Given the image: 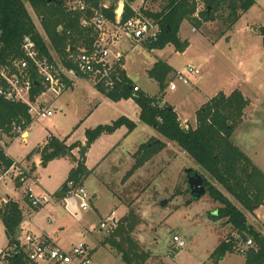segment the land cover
I'll return each instance as SVG.
<instances>
[{
	"label": "rangeland",
	"instance_id": "374dc122",
	"mask_svg": "<svg viewBox=\"0 0 264 264\" xmlns=\"http://www.w3.org/2000/svg\"><path fill=\"white\" fill-rule=\"evenodd\" d=\"M119 3L123 1L117 2L115 13ZM64 4L71 7L74 0H64ZM163 5V0H156L152 9L159 11ZM28 12L37 31L44 36L39 19L31 9ZM227 13L222 8L215 14L214 21L203 22L200 27H195V31H192L194 25L191 22L183 21L178 33L180 40L187 42L183 53L177 52L173 45L150 50L146 42L136 43L125 37L113 44V49L123 56L121 64L132 86H138L140 92L157 98L162 105H171L179 119L191 127L196 125V112L210 99L218 94L229 95L235 90L241 92L248 106L231 141L253 165L264 171V42L260 34L264 28V0H256L232 26L226 18ZM107 31L111 35L114 28H107ZM158 61L166 63L173 71H182L189 65L197 68L199 74L188 75L187 85L176 83L174 91L168 86L160 90L148 76V71ZM172 75H168L166 85L173 81ZM105 86L103 83L95 88ZM40 101L53 112L52 117L33 121L27 129V142L22 143L18 138L25 137V132L21 131L6 150V155L21 162L19 166L32 179L36 175L37 181L28 180V184L17 189L14 182L3 176L0 178V198L7 196L20 200L28 187L36 196L52 195L65 182L71 168L68 161L37 165L36 171L33 163L24 161L25 156L48 136L53 135L70 145L81 143L87 129L110 125L118 117L124 116L136 123L132 99L113 102L85 81H77L72 90L56 99L46 93ZM136 124V129L128 136L126 128L121 127L94 140L86 152L85 166L94 170L83 180L84 189L92 197L90 209L80 210L79 217L73 219L59 202L45 205L38 219L34 220L31 233L40 236L43 228L51 237L56 235L59 246L64 249L85 243L93 250L94 264H124L115 251L102 244L105 233L99 232L98 226L111 212L119 219L133 211L140 221L132 238L149 253L146 264H245L247 252L255 251L256 246L242 253L245 246L238 240L236 232L223 220L213 218L218 206L208 193L198 200H190L187 170L214 183L175 143H166L162 151L131 172L135 161L125 164L126 158L137 145L152 135L155 137L151 139L165 141L149 126ZM5 140L9 141L8 138ZM33 167L34 171H31ZM214 186L220 189L216 184ZM163 201L165 204L161 206ZM246 216L248 224L264 236V206L252 213L246 212ZM174 236L184 242L183 248L175 249ZM222 242L231 245V252L216 260L212 254ZM7 244L0 220V249L10 248Z\"/></svg>",
	"mask_w": 264,
	"mask_h": 264
},
{
	"label": "trees",
	"instance_id": "16d2710c",
	"mask_svg": "<svg viewBox=\"0 0 264 264\" xmlns=\"http://www.w3.org/2000/svg\"><path fill=\"white\" fill-rule=\"evenodd\" d=\"M60 4L48 3L47 0H0V65L11 56L20 57V46L25 37H29L42 55L51 57L50 50L59 61L68 66L66 58L69 53L78 48H88L93 42L91 32L80 25L82 18H92L93 10H101L104 17L111 23L115 21V7L120 0H81L86 10L79 12L69 9L64 0ZM124 4L121 23L134 16L131 6L136 0H121ZM153 3L156 0H144ZM205 5L200 20L193 17L195 11L194 0H163L164 5L159 11L150 12L139 7V13L151 22H155L160 34L155 41L146 42L150 50H162L167 45H173L177 52L183 53L187 47L186 41L179 38V29L183 21H189L197 28L203 22L214 21L215 14L225 8L229 25L232 26L241 14L249 10L256 0H199ZM103 5H107L103 9ZM39 19L44 36L36 29L28 12ZM264 42V28L260 33ZM48 43V44H47ZM169 65L158 61L148 71L163 90L168 75L173 73ZM114 84L109 89L98 88L105 97L113 102L132 99L139 109V121L152 128L165 141L151 139L138 147L133 155L135 164L131 172L143 166L151 157L165 148L166 143H175L178 148L188 155L192 161L206 172L214 184L202 177L206 193L218 206L216 220H223L236 232L241 243L242 235L251 239L256 250H250L245 256V264H264V236L256 232L247 222L246 212L252 213L262 205L264 200V171H261L243 154L231 141L235 129L242 123L248 101L241 92L235 90L229 95L218 94L202 105L196 112L195 128L187 130L181 127L177 114L168 105L160 106L159 100L143 92H133L130 80L117 67L113 74ZM42 89L33 84L31 97L38 96ZM31 123L27 107L20 103L7 102L0 98V129L15 137L16 130L25 131ZM125 127L128 133L136 128V124L125 117H120L110 125L98 126L85 132L86 141L90 144L102 135L112 134L117 129ZM15 129V130H14ZM14 131V132H13ZM156 141H158L156 143ZM78 144L65 145L64 141L54 136H48L42 146L35 147L27 156L30 160L34 156L40 157V165L45 166L50 161L68 158L76 163L69 171L68 177L54 196L61 200L69 192V183L73 186H83V180L92 173L84 166L83 159L75 160L72 151ZM14 164L7 158L0 147V173ZM34 171V167L31 169ZM129 172V173H131ZM20 187L19 184H15ZM235 200L236 204L231 200ZM26 201V199L24 198ZM191 201L195 200L193 197ZM238 204V205H237ZM242 208H240V207ZM0 220L5 231L11 237L9 246L18 245L14 239L17 227L22 222V209L19 205L8 200L0 208ZM139 218L133 211L120 217L116 227L105 236L102 244L115 251L124 264H146L150 255L145 252L132 238V233ZM231 252V245L222 242L213 252L212 257L220 260L226 253ZM2 264V263H0ZM5 264H26L22 253L12 255Z\"/></svg>",
	"mask_w": 264,
	"mask_h": 264
},
{
	"label": "built area",
	"instance_id": "2783aa9c",
	"mask_svg": "<svg viewBox=\"0 0 264 264\" xmlns=\"http://www.w3.org/2000/svg\"><path fill=\"white\" fill-rule=\"evenodd\" d=\"M143 1L139 0L141 4ZM194 2L193 17L200 20L205 5L199 0ZM102 8L106 9L107 5H103ZM69 9L84 12L86 6L81 0H74L73 6ZM131 9L134 16L123 23L118 17H115L114 23L109 22L101 10H93L92 18H82L80 25L83 29L90 30L93 42L88 48L69 53L66 58L68 66H64L58 59L42 55L35 43L29 37H25L20 46L21 56H11L0 65V98L7 102L25 105L33 122L48 119L53 115V112L40 101V97L46 93L52 94L56 99L63 92L71 89L77 80H85L93 87L106 83L104 88H111L114 84L113 74L116 68L123 71L121 64L123 56L118 51H114L113 44L122 37L136 43L155 41L160 34L159 26L141 16L139 8L131 6ZM107 28H114L111 35H108ZM192 31H195V28H192ZM198 74L199 70L189 65L182 71H174L173 81L168 84L169 90H176V83L187 85L188 75ZM33 84H37L42 89L35 97H31ZM138 91L139 88L134 86L133 92ZM181 127L185 130L189 128L187 123H182ZM16 132L21 133L19 129ZM5 135L6 133L0 129V147L3 152L5 150L2 139ZM3 176H7L14 184L20 186L35 182V179H32L30 174L15 162L9 169L0 173V178ZM68 187L69 192L61 200H58L54 194L36 196L28 187L23 193L27 203L26 214L31 215L45 205L59 202L71 218L77 219L80 210L90 209L91 197L83 186H73L69 183ZM6 202L7 199L0 198V208ZM261 206H264V200ZM117 220L114 212H111L104 221L100 222L99 232L108 235L116 227ZM25 224V220H22L19 225L23 234L18 239V245H13L7 250L0 249V263L5 264L8 258L19 252L25 256L26 264H94L93 250L87 244L79 243L71 245L68 250H63L48 235L35 236L25 231ZM173 241L176 250L184 247V242L179 237L174 236ZM243 245L245 246L241 250L243 254L247 249L254 247L251 239H245Z\"/></svg>",
	"mask_w": 264,
	"mask_h": 264
},
{
	"label": "crops",
	"instance_id": "0c3cea01",
	"mask_svg": "<svg viewBox=\"0 0 264 264\" xmlns=\"http://www.w3.org/2000/svg\"><path fill=\"white\" fill-rule=\"evenodd\" d=\"M153 4H155V2H153L152 4L151 3H149V2H146V1H143V3L141 4L140 2H139V0H136L135 1V3H134V7H136V8H139V7H141V6H143V8L144 9H148L150 12H156L157 10H154V9H152V6H153ZM79 49H82V48H78V50ZM50 54H51V56H52V58H57L58 59V57L54 54V52L53 51H50ZM55 58V59H56ZM59 60V59H58ZM123 72H124V74H125V70L123 69ZM125 75H127V74H125ZM127 78H128V76H126ZM129 79V78H128ZM130 80V79H129ZM77 81H85V80H77ZM76 81V82H77ZM75 82V83H76ZM85 82H87V81H85ZM131 82V81H130ZM75 83H74V85H75ZM87 83H89V82H87ZM74 85H73V87H74ZM73 87L71 88V89H69V90H72L73 89ZM138 87V86H137ZM94 89L98 92V93H100L103 97H105L100 91H98L95 87H94ZM68 91V90H67ZM141 91V90H140ZM66 92V91H65ZM65 92H63V93H65ZM242 94V93H241ZM62 95V94H61ZM227 96V95H226ZM107 98V97H106ZM135 104V103H134ZM204 105V104H203ZM96 106H97V103H96V105L94 106V108H96ZM160 106H162V104L160 103ZM171 106V105H170ZM172 107V106H171ZM49 108V107H48ZM173 108V107H172ZM60 109H62V107H60ZM135 111H136V123H138V124H140L141 122L139 121V109H138V107H137V105L135 104ZM175 111V110H174ZM91 112H92V110H91ZM177 114V113H176ZM245 114H246V109H245ZM245 114H244V117H243V119L245 118ZM52 117V116H51ZM121 117H124V116H121ZM177 117H178V114H177ZM118 118H120V117H118ZM117 118V119H118ZM126 118V117H125ZM117 119H115V120H117ZM128 119V118H127ZM242 119V120H243ZM115 120H113L112 122H114ZM178 120L180 121V124H182V123H187V122H185V121H183V120H181V119H179V117H178ZM131 121V120H130ZM133 122V121H132ZM196 122V121H195ZM32 123V122H31ZM135 123V122H134ZM135 123V124H136ZM31 125V124H30ZM29 125V126H30ZM190 128H195V126L194 127H191L189 124H187ZM28 126V127H29ZM100 126H102V125H100ZM28 127H27V129H28ZM98 127V126H97ZM136 127H137V124H136ZM96 128V127H95ZM95 128H93V129H95ZM25 130L24 132H25V137H22L21 138V136L20 137H18V138H20V140H21V142L22 143H26L27 142V139H28V136H29V133H28V130ZM136 129V128H135ZM134 129V130H135ZM87 130H92V129H87ZM86 130V131H87ZM127 130V129H126ZM133 130V131H134ZM85 131V132H86ZM132 131V132H133ZM154 131V130H153ZM132 132H130V133H128V131H127V134H126V136H128L129 134H131ZM155 132V131H154ZM156 133V132H155ZM20 134V133H19ZM18 134V135H19ZM17 135V136H18ZM23 135V136H24ZM156 135H157V133H156ZM17 136H15V137H9L8 135H5L4 137H3V139H2V142H3V148H4V152H5V155H6V150L8 149V147H9V145H10V143H11V141H13L14 139H16L17 138ZM50 136H53V135H50ZM102 136H106V135H102ZM102 136H100V137H102ZM55 137V136H54ZM99 137V138H100ZM153 137H155V135H152L151 137H149L148 139H151V138H153ZM6 138H8L9 139V141H6L5 139ZM57 138V137H56ZM47 139V138H46ZM46 139L44 140V142L42 143V144H40V145H38V146H42V145H44L45 144V142H46ZM148 139H146L143 143H140L139 145H137L136 147H135V149L131 152V153H129V155H128V157L126 158V159H128V160H126L127 161V163H125V164H128V163H130V161H133L132 162V164L134 163V158H133V155L136 153V151H137V149H138V147L140 146V145H142V144H145L147 141H148ZM60 140V139H59ZM61 141H63V140H61ZM86 142V138H85V134H84V140L81 142V143H79V141L78 142H76V144H78V146L72 151V155H73V157L75 158V160H78V159H80L81 157H82V159L84 158V156H85V154H86V152L88 151V149L92 146V144H90L89 145V147L87 148V150L85 151V153H84V155L83 156H78V153H79V148L81 147V146H83L84 145V143ZM64 143H65V141H64ZM72 144H75V143H72ZM72 144H70V145H72ZM65 145H67V144H65ZM70 145H67V146H70ZM38 146H36V147H38ZM27 156V155H26ZM26 156H25V159H24V161H27L26 160ZM6 157L7 158H9L7 155H6ZM80 157V158H79ZM10 159V158H9ZM56 160H66V161H68L70 164H71V168H70V170L72 169V168H74L75 166H76V163H74V162H72L71 160H69L68 158H62V159H56ZM56 160H53V161H56ZM13 161V160H12ZM15 162V161H14ZM27 162H31V163H33L34 164V167H35V171H36V166L37 165H40V157L39 156H34L33 158H31L30 160H28ZM50 162H52V161H50ZM83 162H84V166H85V161L83 160ZM15 163H17V164H19V163H21V162H15ZM86 167V166H85ZM87 168V167H86ZM87 170H89V168H87ZM89 171H92V173L91 174H93L94 173V170H89ZM35 181H37V177H36V175H35ZM63 184V183H62ZM61 184V185H62ZM16 187V186H15ZM21 187V186H20ZM20 187H16L17 189H19ZM54 194V193H53ZM91 197V196H90ZM16 198V197H15ZM15 198H9V197H7L6 196V198L5 199H7V201L8 200H11V201H14V202H16L18 205H19V207L22 209V220H25V222H26V224H25V226H26V228H25V231H27V232H30L31 233V231H30V229H31V227L33 226V222H34V220L35 219H38V216L40 215V213L42 212V210H44V209H39V210H37L36 212H34L33 214H31V215H27L26 214V210H27V203H26V201L24 200V196H23V193H22V196H21V198H20V200H18L17 198L15 199ZM60 204V203H59ZM90 204L92 205V197H91V202H90ZM53 222H56L55 221V219L53 220ZM38 224V223H37ZM43 227V226H42ZM38 228H40V227H38ZM37 228V229H38ZM21 229V228H20ZM41 232H42V234H45V235H48L49 237H51L48 233H46L45 232V229H43V228H41ZM15 234H16V232H15ZM22 234H23V232L22 233H20V235H19V238L22 236ZM32 234V233H31ZM41 234V235H42ZM15 236V235H14ZM13 236V237H14ZM78 236H83V234L82 233H78ZM10 237V236H9ZM11 238V237H10ZM18 238V239H19ZM52 239H53V241L56 243V245L59 247V248H61V249H63V250H68L69 248H67V249H64L63 247H60L59 246V244H58V241H57V237H56V235H54V237H51ZM18 239H17V241H18ZM8 243H9V240H8ZM8 245L9 244H7V247H8ZM6 247V248H7Z\"/></svg>",
	"mask_w": 264,
	"mask_h": 264
},
{
	"label": "water",
	"instance_id": "95a60500",
	"mask_svg": "<svg viewBox=\"0 0 264 264\" xmlns=\"http://www.w3.org/2000/svg\"><path fill=\"white\" fill-rule=\"evenodd\" d=\"M48 3H54V4H60V2L58 0H47ZM123 9H124V4L123 3H119L117 10H116V17L121 18L122 14H123ZM158 141H156L157 143ZM90 143L89 142H85L83 146H81L79 148V153L81 156L84 155L85 151L87 150V148L89 147ZM186 177H187V185H188V191L191 197H193L195 200L200 199L201 197H203L206 194V189L203 185V179L202 177L197 173L194 172L192 170H187L186 172ZM165 204V201L161 202V206H163ZM216 215L213 214V216ZM21 233V229L18 226L16 229V234L14 236V239H18L19 235ZM5 236L7 238V240L10 239L8 233L5 231ZM242 240H245L246 237L244 235H242Z\"/></svg>",
	"mask_w": 264,
	"mask_h": 264
}]
</instances>
